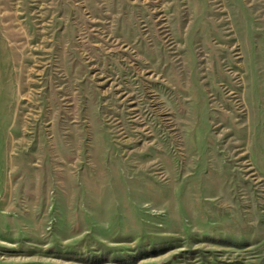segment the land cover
Returning <instances> with one entry per match:
<instances>
[{
	"label": "rangeland",
	"instance_id": "obj_1",
	"mask_svg": "<svg viewBox=\"0 0 264 264\" xmlns=\"http://www.w3.org/2000/svg\"><path fill=\"white\" fill-rule=\"evenodd\" d=\"M0 264H264V0H0Z\"/></svg>",
	"mask_w": 264,
	"mask_h": 264
}]
</instances>
